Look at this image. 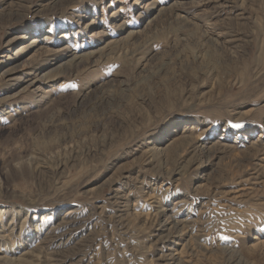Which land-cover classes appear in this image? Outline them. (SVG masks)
<instances>
[{"label": "rangeland", "instance_id": "1", "mask_svg": "<svg viewBox=\"0 0 264 264\" xmlns=\"http://www.w3.org/2000/svg\"><path fill=\"white\" fill-rule=\"evenodd\" d=\"M0 264H264V0H0Z\"/></svg>", "mask_w": 264, "mask_h": 264}, {"label": "bare ground", "instance_id": "2", "mask_svg": "<svg viewBox=\"0 0 264 264\" xmlns=\"http://www.w3.org/2000/svg\"><path fill=\"white\" fill-rule=\"evenodd\" d=\"M136 38H137V37H136ZM124 45H125V47H126V46H127V42H125ZM119 46H120V45H119ZM120 47H121V46H120ZM126 48H127V47H126ZM117 49H118V48H117ZM115 50H116V48L111 47L110 50H109V51H110L109 53H112V54H113V53H117V52H115ZM119 51H120V49H119ZM123 51H125V49L122 50V52H123ZM109 55H110V54H109ZM111 57H112V56H111ZM113 57H114V56H113ZM82 60H83V59H82ZM84 60H86V59L84 58ZM84 60L81 61V63L79 62L80 65H79V64L74 65V64L70 63V65L72 64V65L70 66V67H71L70 70H71V71L74 70L75 72H78V71L80 70V68H83V63L85 62ZM111 60H112V59H111ZM98 62H99V60H97L95 63H98ZM99 63H100V62H99ZM68 64H69V63H68ZM66 66H67V65H65V67H66ZM84 67H86V66H84ZM182 145H183V144H178V146H182ZM187 145L191 146V143H188ZM175 228H176V227H175ZM47 244H48V243H47ZM53 254H54V253H53ZM53 254H52V255H53ZM54 255H55V254H54ZM50 258H52V257H50Z\"/></svg>", "mask_w": 264, "mask_h": 264}, {"label": "snow or ice", "instance_id": "3", "mask_svg": "<svg viewBox=\"0 0 264 264\" xmlns=\"http://www.w3.org/2000/svg\"><path fill=\"white\" fill-rule=\"evenodd\" d=\"M238 126V125H237Z\"/></svg>", "mask_w": 264, "mask_h": 264}]
</instances>
